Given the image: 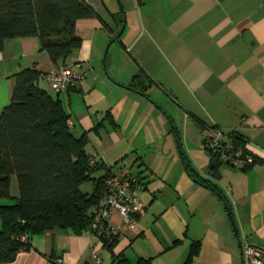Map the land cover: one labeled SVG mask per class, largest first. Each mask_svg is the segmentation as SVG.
I'll return each instance as SVG.
<instances>
[{
    "label": "crops",
    "instance_id": "0c3cea01",
    "mask_svg": "<svg viewBox=\"0 0 264 264\" xmlns=\"http://www.w3.org/2000/svg\"><path fill=\"white\" fill-rule=\"evenodd\" d=\"M119 2L88 0L97 16L76 22L82 42L66 65L80 63L85 80L61 92L43 77L39 85L61 100L71 132H87L86 151L111 173L126 159L130 168L136 165L131 171L141 181L144 212L129 223L112 214V250L86 231L57 228L32 236L29 249L3 264H116V256L129 264L141 258L147 264H251L243 258L244 244L264 264V0ZM32 67L43 74L58 69L37 37L7 40L0 51V113L15 75ZM140 70L152 81L147 95L129 87ZM106 112L116 126L104 119ZM166 116L171 131L164 128ZM215 131L263 160L247 169L220 163L210 173L203 143ZM170 140L184 170L174 183L177 193H155L151 181L165 173L140 151L157 150L155 160L166 161ZM185 162L220 193L193 180ZM10 193L2 203L19 195L15 176ZM195 242L198 252L188 258Z\"/></svg>",
    "mask_w": 264,
    "mask_h": 264
},
{
    "label": "trees",
    "instance_id": "16d2710c",
    "mask_svg": "<svg viewBox=\"0 0 264 264\" xmlns=\"http://www.w3.org/2000/svg\"><path fill=\"white\" fill-rule=\"evenodd\" d=\"M95 16L93 7L83 0H0V51L7 40L34 36L41 51L58 69L67 67L71 65H66L67 58L82 42L75 31L76 22ZM44 74L36 67L17 73L10 101L0 113V264L12 262L18 252L29 249L34 235L57 228L75 234L87 232L99 209L105 180L113 174L86 151L87 132L78 136L71 132L70 115L61 100L39 85ZM151 84L140 70L129 87L147 95ZM104 119L116 126L109 112ZM211 136L204 139L206 151L205 143ZM234 141L230 140L251 158L242 169L263 160L251 154L243 143ZM218 164L216 160L214 170ZM185 168L193 180L220 193L216 184L192 173L186 162ZM13 176L19 195L11 204L2 203L11 199ZM85 183H91V191L81 190ZM108 223L100 221L91 232L112 250L117 232ZM198 248L199 243L195 242L188 258ZM115 262L129 264L122 256H116ZM147 263L142 258L137 261ZM57 264L63 263L59 259Z\"/></svg>",
    "mask_w": 264,
    "mask_h": 264
},
{
    "label": "built area",
    "instance_id": "2783aa9c",
    "mask_svg": "<svg viewBox=\"0 0 264 264\" xmlns=\"http://www.w3.org/2000/svg\"><path fill=\"white\" fill-rule=\"evenodd\" d=\"M83 1L88 2V0ZM43 78L53 90L61 92L77 88L85 80V74L80 63H73L67 67L45 73ZM205 147L219 163L235 169H242L246 163L251 162V158L244 156L243 150L233 145L221 131H215L206 141ZM104 187L99 209L95 211L94 221L87 231L92 237L94 236L91 230L97 228L96 225L102 220L109 222L114 212L121 215L123 223L131 222L135 216L144 212L138 195L140 184L130 167L121 166L116 173L105 180ZM242 249L245 261L251 264H263V261L257 257L255 248L244 244Z\"/></svg>",
    "mask_w": 264,
    "mask_h": 264
},
{
    "label": "rangeland",
    "instance_id": "374dc122",
    "mask_svg": "<svg viewBox=\"0 0 264 264\" xmlns=\"http://www.w3.org/2000/svg\"><path fill=\"white\" fill-rule=\"evenodd\" d=\"M106 49V48H105ZM120 54V53H119ZM85 73V72H84ZM165 121L167 123V126L164 127L165 130L171 131L173 123L167 118V116L165 117ZM164 130V129H162ZM164 130V131H165ZM93 135H95L93 133ZM163 137L166 136V133H162ZM170 138L172 139L174 136V133L170 132L169 134ZM172 142L171 145H167L168 147L165 149V153L170 154V156L166 159V161H156L153 154L154 152H156L157 150H153V149H145V150H141L140 153L143 155V158L145 160V162H147L148 164H151L153 168H156V170L164 172L165 173V177H153V181H151V186L152 187H156V191L155 193H163V194H167V193H177L176 189L174 187V183L177 180V178L179 177V175H181V171L184 170L183 166H181L180 162L175 160V158L178 157L179 155V149L177 148V145L175 144L174 140H170ZM169 143V144H170ZM125 166L130 167L129 166V160L126 159L125 160ZM131 168H133L134 170L136 169V165L132 166ZM186 173V172H185ZM187 175V174H186ZM138 178V184H140V189H141V181L138 175H136ZM91 187V183H85L83 184V186L81 187V190L83 191H87L89 190ZM139 189V191H140ZM138 191V193H139ZM140 198V197H139ZM141 200V199H140Z\"/></svg>",
    "mask_w": 264,
    "mask_h": 264
},
{
    "label": "water",
    "instance_id": "95a60500",
    "mask_svg": "<svg viewBox=\"0 0 264 264\" xmlns=\"http://www.w3.org/2000/svg\"><path fill=\"white\" fill-rule=\"evenodd\" d=\"M118 2H119V0H118ZM119 3H120V2H119ZM122 29H123V25H122ZM122 29H121V31H122ZM121 31L118 33L117 36H119V35L121 34ZM215 163H216V160L214 159V160L211 162V165L209 166V172H210V173L214 170V168H215ZM251 247H252V246H251Z\"/></svg>",
    "mask_w": 264,
    "mask_h": 264
}]
</instances>
